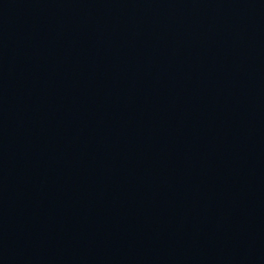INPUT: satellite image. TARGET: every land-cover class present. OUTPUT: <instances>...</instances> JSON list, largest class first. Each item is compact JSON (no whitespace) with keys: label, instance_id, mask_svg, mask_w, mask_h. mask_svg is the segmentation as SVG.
Masks as SVG:
<instances>
[{"label":"water","instance_id":"95a60500","mask_svg":"<svg viewBox=\"0 0 264 264\" xmlns=\"http://www.w3.org/2000/svg\"><path fill=\"white\" fill-rule=\"evenodd\" d=\"M0 264H264V0H0Z\"/></svg>","mask_w":264,"mask_h":264}]
</instances>
